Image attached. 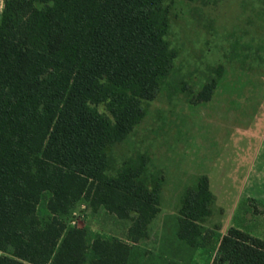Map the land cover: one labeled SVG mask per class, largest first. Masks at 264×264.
Wrapping results in <instances>:
<instances>
[{"label":"trees","instance_id":"16d2710c","mask_svg":"<svg viewBox=\"0 0 264 264\" xmlns=\"http://www.w3.org/2000/svg\"><path fill=\"white\" fill-rule=\"evenodd\" d=\"M193 1V0H184ZM163 0H4L0 19V264H127L131 247L64 221L84 200L148 237L161 185L146 161L107 174V148L144 117L176 52ZM212 80L197 102L211 99ZM48 192L47 218L37 207ZM213 195L206 176L185 188L177 238L195 246ZM211 264H264V241L230 227Z\"/></svg>","mask_w":264,"mask_h":264},{"label":"rangeland","instance_id":"374dc122","mask_svg":"<svg viewBox=\"0 0 264 264\" xmlns=\"http://www.w3.org/2000/svg\"><path fill=\"white\" fill-rule=\"evenodd\" d=\"M163 6L170 25L166 40L176 52L172 70L161 80L157 97L143 102L140 123L122 142L107 148V174L114 176L125 162L142 158L146 181L161 185L160 216L149 237L131 248L129 264H211L217 250L216 227L204 229L197 244L189 246L169 235L171 220L164 215L176 214L182 191L194 181L181 170L189 134L197 124L206 136L213 130L209 105L197 102L202 86L215 80V98L264 99V0H163ZM252 126L253 131L260 128ZM245 129L241 133L239 129L237 137L253 138ZM241 142L237 148L245 146ZM49 197L45 192L40 199L41 218ZM63 219L68 227L86 229L90 238L122 235L128 225L104 209L93 213L80 206ZM263 221L259 218L251 224L256 228Z\"/></svg>","mask_w":264,"mask_h":264},{"label":"crops","instance_id":"0c3cea01","mask_svg":"<svg viewBox=\"0 0 264 264\" xmlns=\"http://www.w3.org/2000/svg\"><path fill=\"white\" fill-rule=\"evenodd\" d=\"M3 1L0 0V14ZM204 105H209L212 111L213 130L206 136L203 130H198L197 126L200 125L197 124L187 138L181 164V170L194 179L189 186L195 183L197 177L206 176L209 190L213 195L210 214L201 224V233L204 229L209 230L216 227L217 248L220 239L230 227L237 228L264 241V221L256 223V228L251 224L252 220L264 218V99L249 98L245 101L235 102L229 98L212 97ZM254 124L259 125L260 128L253 131L252 125ZM243 126L247 128L245 130H248L245 131L246 135H254L253 138L242 140L237 137L240 135L241 129L243 130ZM241 141H244L245 146L237 148L242 143ZM82 202L85 204H81ZM79 206L82 210L85 208L91 210L87 202L82 200L75 205L71 212ZM102 209L99 208L96 212ZM178 210L176 214L167 213L164 216H168L171 220L169 235L180 241L176 235ZM160 213L159 208V212L148 226V237L152 223L159 218ZM48 216L49 212L46 210L45 218ZM129 226L130 221L122 235H111L110 238L126 242L131 248L139 246L142 240L137 243L127 240ZM164 232L165 228H161V233ZM129 260L130 255L127 264H129Z\"/></svg>","mask_w":264,"mask_h":264}]
</instances>
